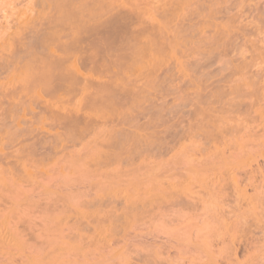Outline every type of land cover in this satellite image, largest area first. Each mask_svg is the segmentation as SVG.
I'll return each mask as SVG.
<instances>
[{
    "label": "rangeland",
    "instance_id": "obj_1",
    "mask_svg": "<svg viewBox=\"0 0 264 264\" xmlns=\"http://www.w3.org/2000/svg\"><path fill=\"white\" fill-rule=\"evenodd\" d=\"M35 1L0 0L57 58L0 74V264H264V0Z\"/></svg>",
    "mask_w": 264,
    "mask_h": 264
},
{
    "label": "bare ground",
    "instance_id": "obj_2",
    "mask_svg": "<svg viewBox=\"0 0 264 264\" xmlns=\"http://www.w3.org/2000/svg\"><path fill=\"white\" fill-rule=\"evenodd\" d=\"M27 1L30 2V0H27ZM36 1H37V0H36ZM36 1H35V2H36ZM50 1H52V2H50ZM50 1H49V0H46V3H45V0H40L39 2H38V1H37V2L40 3V4L42 3V4H41L42 7L40 8L41 10L45 7V4H48V3H49V4H48L49 6H52V5L54 6V9H52V8H53V6H52L50 11L54 10V12H56V14H54L53 11H52V12H53L54 15H53L52 13L50 14L49 12H48V14H49V15L56 16V18L53 20L56 26H57V24H58V27H59V23H60V24L62 25V28H63L62 21H63V23H64V21H65V19H66V20H68L69 27H70V25L72 26V23H73V26H72V28H73V27H74V24H75L76 22H75V23H74V22H72V23L70 22V23H69V21H70L69 19H70V18H73V16H71V12H68V11H65V10H64V9L68 10V9H70V8H74V5H72L73 2H72L71 0H69V2L66 1V0H64V1L69 5V6H68L67 4H64L65 2H63V0L55 1V2H54L53 0H50ZM70 1H71V3H70ZM82 1H83V0H82ZM85 1H86V0H85ZM85 1H83V2H84V3H87V2H85ZM87 1H88V0H87ZM98 1L101 2L100 0H98ZM102 1H103V0H102ZM29 2H28V3H29ZM61 2H62V3H61ZM77 2H78V4H79L81 1H76V3H77ZM83 2L81 3L82 5H83ZM104 2H105V0H104ZM104 2H103V3H104ZM230 2H231V1H230ZM22 3H24V2H22ZM30 3L34 4L33 1H31ZM38 3H36V4H38ZM43 3H44V6H43ZM51 3H52V4H51ZM103 3L101 2V7H102V4H103ZM227 3H228V2H227ZM25 4H27V3H25ZM40 4H38V7L41 6ZM63 4H64V5H63ZM78 4H77V5H78ZM81 4H80L81 7H80V6H78V7H79L80 9H81V8L83 9L84 6L82 7ZM90 4H91V3H90ZM200 4H201V3H200ZM206 4H207V3H206ZM87 5H88V4H86V6H87ZM91 5H92V4H91ZM91 5H90V8H91V7H94V5H93V6H91ZM237 5H238V4H237ZM25 6H26V8L23 9V10L26 11V10H27V5H25ZM25 6H24V7H25ZM31 6H33V5H31ZM31 6H30V7H31ZM46 6H47V5H46ZM65 6H66V7H65ZM72 6H73V7H72ZM86 6L84 7V8H86L85 10L88 9V7H86ZM88 6H89V5H88ZM95 6H96V5H95ZM201 6H202V5H201ZM28 7H29V6H28ZM36 7H37V6H36ZM47 7H48V6H47ZM64 7H65V8H64ZM67 7H69V8H67ZM78 7L76 6L77 9H78ZM101 7L99 6L98 8H101ZM103 7H104V5H103ZM103 7H102V9H103ZM76 8H75V12H76V10H77ZM90 8H89V10H87V13H88V11H90L91 9H92L91 12L93 11V8H91V9H90ZM238 8H239V7H238ZM251 8H252V7H251ZM258 8H259V7H258ZM29 9H30V8H29ZM37 9H38V8H37ZM231 9H232V8H231ZM17 10H18V9H17ZM30 10H31V9H30ZM30 10H29V12H30ZM32 10H33V8H32ZM44 10H45V8H44L42 11H44ZM73 10H74V9H73ZM73 10L70 9L69 11H73ZM94 10H96V8H95ZM252 10H254V9H252ZM260 10H261V9H260ZM14 11H15V10H14ZM33 11H34V10H33ZM42 11H40V10H39V11H36V14L38 15L37 12H39V15H38V16L40 17V15L42 14ZM79 11H81V10H79ZM102 11H105V10H102ZM102 11L100 10V12H102ZM75 12H74V13H75ZM83 12H84V10H83ZM91 12H90V13H91ZM97 12H99V10H97ZM26 13H27V11H26ZM31 13H32V12H31ZM43 13H44V12H43ZM76 13H77V12H76ZM84 13H86V11H85ZM84 13L82 14L83 16H82V18H80V20H81V19L84 20V18H85L84 16H86V15H84ZM87 13H86V14H87ZM90 13H88L87 16H88ZM105 13H106V12H105ZM24 14H25V13L20 12V16H18V17L15 16V17H16V22H15V23L17 24V26L15 25V27H17L18 30H19V27H21V24L23 23V20H25V21L27 20V17H26L27 14H25V15H24ZM48 14H45V15H46V19H47V15H48ZM80 14H81V13H80ZM80 14H79V16H80ZM92 14H93V13H92ZM12 15H13V14H12ZM31 15H32V14H31ZM31 15L29 14L30 17H31ZM43 15H44V14H43ZM75 15H76V14H75ZM98 15H103V14H102V13H101V14L99 13ZM77 16H78V14H77ZM77 16H76V18H78ZM90 16H91V15H90ZM90 16H88V17L90 18ZM92 16L94 17V15H92ZM4 17H5V16H4ZM6 17H7V16H6ZM13 17H14V16H13ZM13 17H11V18H13ZM30 17H28V19H29ZM34 17H35V16H34ZM41 17H42V15H41ZM41 17H40V18H41ZM44 17H45V16H44ZM50 17H51V16H50ZM74 17H75V16H74ZM98 17L100 18V16H97L96 18H98ZM101 17H103V16H101ZM7 18H8V17H7ZM31 18H32V17H31ZM36 18H37V17H36ZM36 18H34V20H35ZM48 18H49V16H48ZM86 18H87V17H86ZM89 18H88V19H89ZM96 18H94V19H96ZM14 19H15V18H14ZM41 19H42V18H41ZM43 19H45V18H43ZM74 19H75V18H73V20H72V19H71V20L74 21ZM104 19H105V18H104ZM49 20H50V22L52 21V19H49ZM85 20H86V19H85ZM85 20H84V22H85ZM99 20H100V19H99ZM102 20H103V19H102ZM7 21H8V20H7ZM7 21H6V22H7ZM29 21H30V20H28V22H29ZM31 21H32V19H31ZM36 21H38V19H36ZM39 21H40V20H39ZM39 21H38V23H39ZM41 21H42V20H41ZM87 21H88V20H87ZM90 21H91V20H90ZM104 21H105V20H104ZM28 22H27V23H28ZM33 22H34V21H33ZM33 22H32V23H33ZM45 22H46V20H45ZM77 22H78V21H77ZM92 22H93V21H92ZM96 22H97V19H96V21H94L93 23H96ZM15 23H14V24H15ZM32 23H31V24H32ZM35 23H36V22H35ZM40 23H41V22H40ZM43 23H44V21H43ZM10 24L12 25V23H10ZM47 24H48V23H47ZM47 24H46V26H47ZM79 24H82V21H80ZM83 24H84V23H83ZM83 24H82V28L85 27ZM86 24H87V22H86ZM86 24H85V25H86ZM101 24H102V23H101ZM11 25H8L9 27H8L7 29L11 28ZM36 25H37V24H36ZM39 25H40V24H39ZM42 25H43V24H42ZM49 25H50V24H49ZM53 25H54V24H53ZM77 25H78V24H77ZM2 26H3V25H2ZM4 26H5V25H4ZM30 26H31V25H30ZM32 26H33V24H32ZM12 27H14V26H12ZM15 27H14V28H11L12 30L14 29V31H9V30H11V29H9V30H7V31L5 30L4 32H6V33H3V34L1 35V37H0V74L6 72V74H7V76H8L7 83H9V81H12V80L14 79V76H15V75H16V77H17L18 75H19V76L22 75V77L19 79L20 81L18 80V81H19V84H17V85L19 86V90L24 91L25 87L27 86V83H28V86H29V87H30L29 84H32V85L34 84V83H32V82H33L32 77H33L34 75H33V76H31V75L29 76V77H30L29 79L32 80L31 83H29V80L27 81L26 78H24L23 76H25V74L27 73V70H25L26 67H24V66H28L27 63H26V61L28 62V59H33V57L31 56V55H32L31 52H34L35 49L33 48L34 46L32 47V44H30V46H29V43H31V41H30V39H28V37H27V39H28L30 42L25 43V42H27V41H24V40H23V42L25 43V45L28 44V46H27V45H26V46H27V47H30V48H27L26 50H23V48H21V47H23L21 42H20V43H21V45H20V43H19L17 40L13 39V40H15V42H18V43H19V44L17 43L18 45H20L18 51L22 52V54H18V53H20V52H18V51L16 50L18 47H17V48H14V46H13L14 43L12 42L13 40L10 41V39H11L13 33L16 32V30H17V29L15 30ZM41 27H42V26H41ZM52 27H53V26H52ZM52 27H50V29H52ZM64 27H65V25H64ZM69 27H68V29H70ZM79 27H80V25H79ZM4 28H5V27H4ZM31 28H33V27H31ZM35 28H36V27H35ZM38 28H39V27H38ZM43 28H44V27H43ZM47 29H49V28H47ZM47 29H45V30H47ZM55 29H56V27H55V28L53 27V30H55ZM58 29H59V28H58ZM58 29H56V30H58ZM73 29H74V28H73ZM77 29H78V28H77ZM252 29H253V28H252ZM21 30H23V29H21ZM59 30H60V29H59ZM65 30H66V29H65ZM81 30H82V29H81ZM81 30H80V31H81ZM101 30H102V29H101ZM24 31H27V32H28V30H24ZM36 31H37V30H36ZM43 31H44V30H43ZM47 31H48V30H47ZM47 31L44 32V34H45V33L47 34ZM49 31H51V30H49ZM67 31H68V30H67ZM67 31H66V32H67ZM69 31H71V30H69ZM78 31H79V30H78ZM88 31H89V30H87V32H88ZM53 32H54V31H53ZM55 32H56V31H55ZM252 32H253V31H252ZM22 33H23V32H22ZM50 33H51V32H50ZM57 33H59V32H57ZM57 33H56V35H57ZM64 33H65V32H64ZM64 33H63V34H64ZM67 33H68V32H67ZM71 33H72V32H71ZM24 34H25V33H24ZM24 34H23V35H24ZM48 34H49V33H48ZM52 34H53V33H52ZM52 34H51V35H52ZM54 34H55V33H54ZM59 34H61V33H59ZM63 34H62V35H63ZM68 34H69V33H68ZM75 34H78V33H74V36H75ZM85 34H86V33H85ZM103 34H104V33H103ZM41 35H42V34H41ZM65 35H66V33H65ZM65 35H64V37L67 36V35H66V36H65ZM80 35H81V34H80ZM82 35H83V34H82ZM82 35H81V37H82ZM98 35H99V34H98ZM25 36H26V35H25ZM42 36H43V35H42ZM47 36H48V35H47ZM49 36H50V34H49ZM53 36H54V35H53ZM57 36H58V35H57ZM72 36H73V35L71 34V37H72ZM78 36H79V35H78ZM90 36H92V35H90ZM13 37H14V35H13ZM13 37H12V38H13ZM15 37H16V36H15ZM18 37L21 38V35L18 36ZM22 37H23V36H22ZM31 37H32V36H31ZM44 37H45V36H44ZM75 37H76V36H75ZM75 37H73V38H75ZM92 37H93V36H92ZM24 38H25V37H24ZM24 38H23V39H24ZM51 38H52V36H51ZM60 38H63V37H60ZM73 38H72V39H73ZM76 38H77V37H76ZM89 38H90V37H89ZM16 39H17V38H16ZM21 39H22V38H21ZM31 39H34V38H31ZM43 39H44V38H43ZM49 39H50V38H49ZM52 39H53V38H52ZM67 39H71V38H70V37H69V38L67 37ZM59 40H60V39H59ZM75 40H76V39H75ZM75 40H74V42H75ZM39 41H40V40H39ZM54 41H55V40H54ZM56 41H58V40H56ZM61 41H62V40H61ZM61 41H59V42L61 43ZM65 41H66V40H65ZM65 41H64V42H65ZM68 41H69V40H68ZM68 41H67V42H68ZM33 42H34V40H33ZM36 42H37V41H36ZM45 42H46V41H45ZM71 42L73 43L72 40H71ZM47 43H48V42H47ZM39 44H41V41H40ZM43 44L46 45V43H43ZM56 44H58V42H57ZM63 44H65V43H63ZM66 44H69V43H66ZM18 45H17V46H18ZM23 45H24V44H23ZM25 45H24V46H25ZM33 45H34V44H33ZM47 45H48V44H47ZM47 45H46V47H45V46H44V47L47 48ZM51 45H52V43H50V45H48V49H50V50H48V52L50 53L51 51H52V52L54 51L53 53H55V51H56L57 48L54 49V46H53V45H52L53 48H52V47L49 48V46H51ZM69 45H72V44L70 43ZM262 45H263V44H262ZM26 46H25V47H26ZM58 46H60V44H58ZM62 46H64V45H62ZM62 46H61V47H62ZM36 47H37V46H36ZM39 47L41 48L42 45H40ZM39 47H37V49H38ZM44 47H42V48H44ZM55 47H56V46H55ZM20 48H21V49H20ZM51 48L54 49V50H52ZM67 49H68V48H67ZM15 50H16V51H15ZM29 50H30V51H29ZM31 50H33V51H31ZM43 51H45V50H43ZM57 51H58V50H57ZM57 51H56V53H57ZM67 51H68V50H67ZM17 52H18V53H17ZM24 52H25L26 54H25ZM15 53L17 54L16 56H19V55H20V57H21V56H24V57H25V58L23 57V59L20 58V61H22V62H20V65H18V64H19V63H18V60H17L18 57H15ZM59 53H60V52H59ZM23 54H24V55H23ZM61 54H64V53H60L58 56H59V57L61 56V59H62V56H63V55H61ZM67 54H68V53H67ZM29 55H30L31 57H30ZM34 55H35V56H34ZM37 55H39V54H37ZM37 55H36L35 52L33 53V56H34V57H36ZM27 56H29V57L27 58ZM65 56H66V55H65ZM76 56H77V55H76ZM13 57H14V58H13ZM41 57H43V56H40V58H39V57L34 58L33 60L30 61L31 63L28 62V64H29V65L31 64V66H32L36 61H38V60H36V59H39L40 62H42V61L44 62V63L42 62L44 65H43L42 63H41V65H40V64H39L40 62H39V63L36 62L37 65L39 64L38 67L36 66V64H34L36 67L32 66V68H36V70L39 69V67H41V71L47 69V74H44L45 72H43V71H42V72H43V74H42L41 71L38 72V70H37L39 76H40V75H43V76H44V77L42 76V78H40V79H42L41 81L44 82L43 80L46 79V76H48V73H49V72H48V71H49L48 68H50V70L52 69V71H53V68L57 67V66H55V63H57V62H56V61H57V60H56L57 58H55L54 63L52 62V63H53V64H52L53 67H52L50 61L48 62V64H50V65L47 64L46 59H45L46 56H44V59H43V60H42ZM67 57H69V56L67 55ZM26 58H27V59H26ZM65 58H66V57H65ZM258 58H259V57H258ZM14 59H15V60H14ZM47 59H48V58H47ZM53 59H54V58H53ZM63 59H64V58H63ZM63 59H62V63H63V61H66V62L69 61V60H67V58H66V60H63ZM72 59H73V58H72ZM16 60H17V61H16ZM24 60H25V61H24ZM58 60H59V59H58ZM255 60H256V59H255ZM23 61H24V62H23ZM32 61H33V62L35 61V62L33 63ZM73 61H74V60H73ZM75 61H76V60H75ZM253 61H254V60H253ZM16 62H17V63H16ZM69 62H70V61H69ZM69 62H68V64H69ZM71 62H72V61H71ZM257 62H258V61H257ZM64 63H65V62H64ZM259 63H260V62H259ZM261 64H262V63H261ZM17 65H18V66H17ZM45 65H46L47 67H46ZM75 65H76V64H75ZM13 66H14V67H13ZM49 66H50V67H49ZM54 66H55V67H54ZM11 67H13V68H11ZM51 67H52V68H51ZM64 67H65V66H64ZM68 67H69V69L74 70V63H73V62L70 63ZM76 67H77V66H76ZM261 67H262V66H261ZM23 68H24V69H23ZM42 68H44V69H42ZM66 68H67V66H66L65 68H63V69H65V71H66V70H67ZM29 69H30V66H29ZM61 69H62V67H61ZM61 69L58 71L59 73H60ZM36 70L34 69V71H36ZM262 70H263V69H262ZM55 71H56V70H55ZM65 71H64V73H65ZM76 71H77V69H76ZM258 71H259V70H258ZM53 72H54V71H53ZM66 72H67V71H66ZM73 72H74V71H72V73H71V72H70V73L73 75ZM77 72H78V71H77ZM263 72H264V71H263ZM30 73H32V72L30 71ZM51 73H52V72H51ZM61 74H63V73H61ZM66 74H67V73H66ZM75 74H76V73H75ZM75 74H74V75H75ZM263 74H264V73H263ZM27 75H28V74H27ZM77 75H78V74H77ZM260 75H261V74H260ZM37 76H38V75H37ZM252 76H253V75H252ZM254 76H255V75H254ZM254 76H253V78H255ZM263 76H264V75H263ZM40 77H41V76H40ZM74 77H75V76H74ZM17 78H18V77H17ZM17 78H16V79H17ZM34 78H35V77H33V79H34ZM49 78H50V76H49ZM49 78H48V79H49ZM51 78H52V77H51ZM75 79H76V77H75ZM256 79H257V77H256ZM258 79H259V78H258ZM263 79H264V78H263ZM55 80H57V79H55ZM65 80H67V79H65ZM48 81H49V80L46 79V81L44 82L45 85H46L47 83L50 82V81H49V82H48ZM57 81H58V80H57ZM263 81H264V80H263ZM263 81H262V82H263ZM59 82H60V81H59ZM65 82H66V81H65ZM67 82H68V80H67ZM38 83H39V81H38ZM38 83H36V84H38ZM44 83H43V85H44ZM50 83H51V82H50ZM54 83L56 84V82H54ZM57 83H58V82H57ZM61 83H62V82H61ZM68 83H72V82H68ZM68 83H67V84H68ZM36 84H34V87H35V88H36ZM59 84H60V83H59ZM59 84H58V85H59ZM62 84H64V82H63ZM262 84H263V83H262ZM52 85H53V84H52ZM52 85H51V86H52ZM56 85H57V84H56ZM64 85H65V84H64ZM1 86L4 87L5 84H4V82L1 83V80H0V87H1ZM47 86H48V85H47ZM49 86H50V84H49ZM49 86L46 87V88H51V87H49ZM73 86H74V85H73ZM66 87H67V86H66ZM263 87H264V86H263ZM5 88H6V87H5ZM5 88H4V89H5ZM14 88L16 89V87H13V89H14ZM32 88H33V87H31V90H32ZM35 88H34V89H35ZM37 88H39V87L37 86ZM54 88H55V87H54ZM259 89H260V88H259ZM262 89H263V88H262ZM41 90H42V89H41ZM49 90H50V89H49ZM54 90H55V89H54ZM2 91H3V89H2ZM32 91H33V90H32ZM50 91H51V90H50ZM16 92H17V91H16ZM53 92H54V91H53ZM50 93H52V92H50ZM259 93H260V92H259ZM10 94H11V93H10ZM18 94H19V93H18ZM55 94H56V93H55ZM262 94H263V92H262ZM1 95H4V94H1ZM22 95H23V94H22ZM33 95H34V92H33ZM33 95H32V98H33ZM38 95H39V94H38ZM260 95H261V94H260ZM5 96H6V95H5ZM15 96H16V95H15ZM20 96H21V94H20ZM39 96H40V95H39ZM60 96H61V95H60ZM60 96H59L58 98H60ZM11 97H12V96H11ZM55 97H57V96L55 95ZM3 98H4V97H3ZM37 98H38V97H37ZM58 98H57V99H58ZM22 99H23V98H22ZM34 99H36V98L34 97ZM61 99H62V98H61ZM15 100H16V99H15ZM46 100H47V99H46ZM10 101H11V100H10ZM19 101H20V100H19ZM21 101H22V100H21ZM21 101H20V102H21ZM23 101H24V100H23ZM33 101H34V100H33ZM39 101H40V100H39ZM35 102H36V100H35ZM254 102H255V101H254ZM1 103H2V102H1ZM13 103H14V102H13ZM37 103H38V101H37ZM41 103H42V102H41ZM60 103H61V102H60ZM247 103H249V102H247ZM8 104H9V103H8ZM15 104H16V103H15ZM15 104H14V105H15ZM20 104H22V102H21ZM24 104H25V103H24ZM50 104H51V103H50ZM52 104H53V103H52ZM52 104H51V105H52ZM25 105H26V104H25ZM25 105H24V106H25ZM44 105H45V104H44ZM9 106H10V105H8V107H9ZM17 106H18V105H17ZM20 106H21V105H20ZM20 106H19V108H21ZM22 106H23V105H22ZM30 106H31V105H30ZM34 106L36 107V105H34ZM39 106L41 107V105H39ZM6 107H7V106H6ZM13 107H14V106H13ZM13 107H12V108H13ZM243 107H244V106H243ZM249 107H250V105H249ZM2 108H3V105L1 104V109H0V110H2ZM4 108H5V107H4ZM25 108H26V106H25ZM30 108H31V107H30ZM30 108H29V109H30ZM38 108H39V107H38ZM245 108H246V107H245ZM10 109H11V108H10ZM21 109H22V108H21ZM26 109H28V107H27ZM41 109H43V108H41ZM3 110H4V109H3ZM8 110H9V109H8ZM8 110L6 109L5 111H8ZM11 111H14V110H11ZM15 111H16V110H15ZM22 111H23V109H22ZM41 111H42V110H41ZM41 111H40V113H41ZM248 111H249V110H248ZM2 112H3V111H2ZM30 112H31V111H30ZM241 112H243V111H241ZM241 112H240V113H241ZM8 113H9V111H8ZM11 113H12V112H11ZM27 113H28V112H27ZM32 113H33V112H32ZM38 113H39V112H38ZM256 113H257V112H256ZM17 114H18V113H17ZM22 114H24V113H22ZM28 114H29V113H28ZM41 114H42V113H41ZM245 114H246V113H245ZM245 114H244V115H245ZM4 115H5V114H4ZM35 115H36V114H35ZM35 115H34V116H35ZM239 115H240V114H239ZM247 115H248V114H247ZM260 115H263V114L261 113ZM18 116H19V115H18ZM26 116H27V115H26ZM254 116H256V115H254ZM7 117H8V116H7ZM9 117H10V116H9ZM22 117H23V115H22ZM38 117H39V114H38ZM17 118H18V117H17ZM241 118H242V117H241ZM241 118H240V119H241ZM249 118H250V117H249ZM0 119H1V118H0ZM7 119H8V118H7ZM18 119H19V118H18ZM260 119H261V118H260ZM1 120H2V119H1ZM14 120H15V119H14ZM36 120H38V119H36ZM243 120H244V119H243ZM255 121H256V120H255ZM260 121H261V120H260ZM0 122H1V121H0ZM3 122H4V120H3ZM5 122H6V121H5ZM5 122H4V123H5ZM7 122H8V121H7ZM21 122H22V121H21ZM23 122H24V121H23ZM257 122H258V121H257ZM24 123H25V122H24ZM238 123H239V122H238ZM241 123H242V122H241ZM249 123H250V121H249ZM251 123H252V122H251ZM260 123H261V122H260ZM9 124H10V123H9ZM25 124H27V123H25ZM43 124H44V123H43ZM239 124H240V123H239ZM263 124H264V123H263ZM23 125H24V124H23ZM38 125H39V123H38ZM38 125H37V127H39ZM240 125H241V124H240ZM251 125H252V124H251ZM8 126H9V125H8ZM45 126H46V125H45ZM242 126H243V125H242ZM244 126H245V125H244ZM0 127H1V125H0ZM4 127H5V126H4ZM10 127H11V126H10ZM22 127H23V126H22ZM27 127H28V125H27ZM40 127H41V126H40ZM238 127H239V126H238ZM1 128H2V127H1ZM11 128H12V127H11ZM29 128H30V127H29ZM244 128H245V127H244ZM249 128H250V127H249ZM251 128H252V127H251ZM260 128H261V127H260ZM260 128H259V129H260ZM2 129H3V128H2ZM2 129H1V130H2ZM23 129H24V128H23ZM42 129H43V128H42ZM17 130H18V129H17ZM31 130H32V129H31ZM28 131H29V130H28ZM30 132H31V131H30ZM30 132H28V133H30ZM23 134H24V133H23ZM21 136H22V135H21ZM12 137H13V136H12ZM12 137H10V138H12ZM53 138H54V136H53ZM12 140H13V139H12ZM24 140H26V139H24ZM55 140H56V139H55ZM23 142H24V141H23ZM1 144H2V143H1ZM252 144H253V143H252ZM14 145H15V144H14ZM39 145H40V144H39ZM257 145H258V144H257ZM34 146H35V144H34ZM41 146H42V145H41ZM262 146H263V145H262ZM10 147H11V146H10ZM14 147H15V146H14ZM11 149H12V148H11ZM1 150H2V149H1ZM14 150H16V149H14ZM14 150H13V152H15ZM17 150H18V149H17ZM9 151H11V150H9ZM5 152H6V151H5ZM23 153H24V151H23ZM35 153H36V152H35ZM2 154H3V153H2ZM3 155H4V154H3ZM9 155H10V154H9ZM14 155H16V153H15ZM22 155H23V154H22ZM2 157H3V156H2ZM2 157H1V158H2ZM5 157H6V153H5ZM5 157H4L3 159H5ZM10 157H11V156H10ZM19 157H21V156H19ZM6 158H7V157H6ZM27 159H28V158H27ZM10 160H11V159H10ZM20 160H21V159H20ZM0 161H1V160H0ZM2 161H3V160H2ZM4 161H5V160H4ZM7 162H8V161H7ZM7 162H6V163H7ZM9 162H10V161H9ZM1 163L4 165V162H1ZM6 163H5V165H6ZM8 164H9V163H8ZM20 164H21V163H20ZM22 166H23V164H22ZM10 168H11V167H10ZM23 168H24V166H23ZM28 168H29V167H28ZM21 169H22V168H21ZM254 170H255V169H254ZM26 172H27V171H26ZM260 175H261V174H260ZM262 177H263V176H262ZM1 178H2V177H1ZM2 179H3V178H2ZM248 179H249V178H248ZM245 180H246V179H245ZM245 180H244V181H245ZM0 183H1V182H0ZM235 183H236V182H235ZM9 184H10V183H9ZM245 184H246V183H245ZM252 184H253V183H252ZM1 185H2V184H1ZM7 185H8V184H7ZM235 186H236V185H235ZM247 186H248V185H247ZM249 186H250V185H249ZM175 195H176V194H175ZM180 196H181V195H180ZM141 198H142V197H141ZM180 200H181V199H180ZM146 201H147V200H146ZM175 201H176V200H175ZM177 201H178V200H177ZM130 202H131V201H130ZM182 202H183V201H182ZM183 203H184V202H183ZM193 203H194V202H193ZM193 203H192V204H193ZM178 204H179V203H178ZM189 204H190V202H189ZM160 208H161V207H160ZM76 233H77V232H76ZM231 239H233V238H231ZM71 242H72V241H71ZM9 243H10V242H9ZM20 243H21V242H20ZM18 244H19V243H18ZM6 246H7V245H6ZM10 246H11V245H10ZM10 246H9V247H10ZM15 247H16V246H15ZM16 248H17V247H16ZM62 248H63V247H62ZM231 248H232V247H231ZM1 249H2V248H1ZM236 249H237V248H236ZM5 251H7V250H5ZM5 251H4V252H5ZM233 251H234V250H233ZM0 252H1V251H0ZM4 252H3V253H4ZM11 253H12V252H11ZM227 253H228V252H227ZM42 254H43V253H42ZM9 258H10V257H9ZM224 258H225V257H224ZM234 260H235V258H234ZM247 260H248V259H247ZM228 261H229V259H228ZM236 261H237V260H236ZM231 262H232V261H231ZM225 263H226V262H225ZM228 263H229V262H228ZM238 263H239V261H238ZM2 264H3V263H2Z\"/></svg>",
    "mask_w": 264,
    "mask_h": 264
}]
</instances>
